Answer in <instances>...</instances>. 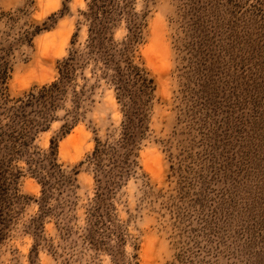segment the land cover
Returning <instances> with one entry per match:
<instances>
[{
    "label": "rangeland",
    "instance_id": "374dc122",
    "mask_svg": "<svg viewBox=\"0 0 264 264\" xmlns=\"http://www.w3.org/2000/svg\"><path fill=\"white\" fill-rule=\"evenodd\" d=\"M86 5L0 0V133L7 129L5 109L56 80L60 61L83 45ZM135 6L142 19L135 62L155 89L133 173L112 196L125 260L264 264V0ZM45 22L52 26L20 40L25 29ZM126 34L122 23L115 37ZM86 103L71 129L63 128L61 109L29 145L30 152L47 151L52 140L58 145L57 161L73 178L65 194L75 203L67 212L77 216V228L96 192L89 160L96 139L113 134L123 119L106 82ZM14 141H0V264H114L108 253L57 247L58 218L46 210L58 200L43 205L42 184Z\"/></svg>",
    "mask_w": 264,
    "mask_h": 264
},
{
    "label": "trees",
    "instance_id": "16d2710c",
    "mask_svg": "<svg viewBox=\"0 0 264 264\" xmlns=\"http://www.w3.org/2000/svg\"><path fill=\"white\" fill-rule=\"evenodd\" d=\"M135 4L136 0H87L86 9L81 12L88 26L87 39L60 61L56 80L30 91L5 109L7 129L0 133L1 142L10 137L18 143L20 148L16 153L25 157L29 170L42 184L43 205L48 206L52 199L58 200L54 208L46 210L58 218L63 243L57 247L72 254L90 251L93 257L108 253L114 264H132L124 258L126 238L116 223L112 196L133 173L135 157L148 129L147 110L155 89L147 69L135 62L137 45L142 38V19ZM122 23L127 34L116 39L115 30ZM51 26L45 22L42 26L27 28L20 40L29 41ZM102 82L114 87L123 119L113 134L96 139L95 149L89 156L96 192L86 208L84 224L77 228V216L67 212V209L73 210L75 203L65 194L73 178L57 161L58 145L52 140L44 152H30L29 145L39 131L48 129L59 118L61 109L65 112L61 118L66 121L63 128L71 129L84 115L86 102ZM9 129L12 132L7 134Z\"/></svg>",
    "mask_w": 264,
    "mask_h": 264
}]
</instances>
